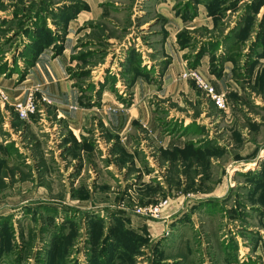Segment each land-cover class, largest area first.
<instances>
[{"label":"rangeland","instance_id":"374dc122","mask_svg":"<svg viewBox=\"0 0 264 264\" xmlns=\"http://www.w3.org/2000/svg\"><path fill=\"white\" fill-rule=\"evenodd\" d=\"M134 1L108 0L119 24L99 19L79 25L90 0H0V89L8 99H0V264H264V142L257 154L234 153L240 141L264 137V0H174L181 23L173 33L163 16L144 25L153 11L145 0ZM138 10L144 16L134 14ZM170 37L175 41L167 54ZM175 46L185 63L175 81L189 87L164 95L157 91ZM46 57L65 60L63 81L70 85L64 94L77 100L66 105L71 112H99L109 97L118 103L105 109L123 112L135 98L136 77L154 83L159 90L149 100L167 131L183 125L168 118L163 102L183 111L178 103L193 105L191 97L199 110L211 103L183 77L197 71L227 97L224 110L210 104L219 118L213 128L225 137L218 164L209 163L202 180L190 185L184 164L162 166L154 154L157 175L141 186L152 199L139 200L135 187L153 167L131 177L130 198L127 189L112 190L108 181L129 178L134 163L121 160L120 138L108 146L100 131L78 140L64 125L63 95L49 91L39 67ZM3 83L21 95L9 96ZM29 95L38 110L21 118L15 103ZM93 149L117 164L118 176L104 167L111 159L91 158ZM222 182L226 192L217 198ZM164 201L157 218L138 211Z\"/></svg>","mask_w":264,"mask_h":264},{"label":"crops","instance_id":"0c3cea01","mask_svg":"<svg viewBox=\"0 0 264 264\" xmlns=\"http://www.w3.org/2000/svg\"><path fill=\"white\" fill-rule=\"evenodd\" d=\"M104 1L105 6L102 7V3ZM145 1L147 2V4L149 3V6L151 7L150 10H152L153 13L151 15L148 14L145 16L146 18H148V20L144 22V25H148L149 20L153 23L155 19H160V17L163 16L167 18V23L165 25L167 30H169V32L172 31V33L177 31L176 26H180L178 24L181 23V21L173 10V5L175 3L174 0ZM107 3L108 0H90V11L79 16L78 24L84 25L86 21H96L99 19H108L119 24V17L112 16L113 10L111 8H113V6L108 5ZM136 13L138 14L137 16H144L139 12V10L135 11L134 14ZM133 16L131 17V15H128L127 18L129 19V22H132L134 25L135 23L137 24V22L133 21L135 19L133 18ZM174 38L175 37H170L165 42L164 46L167 54H172L169 51L167 44L172 43L173 45L175 41ZM110 40L114 42L121 41L120 39L118 40V38H111ZM119 46V44L115 43L116 53L119 52ZM172 50L174 52V60H172V62L169 64L166 74L163 77L162 89L159 90L154 83H149L144 78L136 77L132 86V90L135 93V98L132 99V103L125 110H123V112L118 113L108 112L105 109V105H116L118 103L113 97L104 99L102 109H100L99 112H71L70 109L66 107V105L69 103H74L77 100L76 96L69 97L68 94H64L68 92L70 85V83L67 84L63 81V67L65 65V60H51L46 57V60L44 59L39 65L43 77H45V75L47 76L46 80L49 83V91L56 92L57 94L61 93L63 95V103H61L62 105H60L59 108L65 113L61 114L64 117L63 123L73 131L78 140H81L82 138H84V136L89 138H96V135L100 134V131L102 132L105 140V136L108 137V146H112L116 142L118 143L117 140L118 138H120L118 146L123 151L121 160L129 159L130 161H132L134 163V171H137L132 173L126 180L118 181L119 183H116L115 180H113V182L108 181V183L112 190L114 188H117L115 190L118 191L120 190V188H122L123 190L127 189L126 192L128 198H130L129 194H133L132 192L135 186L134 185L131 187V185L133 184H130L128 182H130L131 177H134L136 174L138 175L139 171L144 170L145 167H153V172H150L152 173L150 176H146L147 174H144L141 182L136 184L135 188L139 195V200L145 201L153 198V196L151 195H148V197H146L143 193L144 191L142 187H144V185L148 183L147 180L149 178L153 179L155 177V174L158 172V163H155L151 158V156H153L154 154H158V156L160 157L159 165H171L175 167V169H180L181 164H184V168L187 170L189 184L193 185L194 181H198V179L202 180V178L204 177L203 172L209 168V163H211L212 167H214L218 164V155H222L224 153L223 144L225 137L222 136L219 130L215 131L214 129L216 122L219 121V118L216 117L215 114L210 113V104L215 107L211 100L210 104L207 102H203V107L202 109L200 107L199 110L194 108L193 106H199L200 102L196 97H191L190 99L193 105L189 103L185 105L182 102L178 103L179 106H185L184 111L179 110L176 106L169 105V101L163 102L162 106L166 110H169L170 113L168 115V118H176V120H178L183 126L179 129L176 128V130L170 129V131H167L168 127L164 128L160 126V122L158 121L159 113L156 111V107H154V105H151L149 97L154 94L157 89L159 90L157 92H161L163 94L164 92H166L167 94L170 93L177 95V93H179L180 91H184L183 87H189L188 84L184 81H175V77L185 67V63L183 62V60H181V58H179V55L176 53V46ZM63 56L65 58V56L69 55L68 53H66L61 57ZM41 66H43L44 70ZM3 85H5L9 96L21 95V93L12 91L9 88L10 84L3 83ZM216 86L217 88L220 87L218 85ZM217 91H219V89H217ZM166 93L164 95H167ZM176 100L177 98L175 97L173 101ZM0 105L2 107L4 104L0 102ZM196 112L197 114L195 115ZM144 122L148 123V125L151 127L150 130L144 129ZM204 124H206L209 128H200L201 130L197 128L198 126H202ZM170 125H172V127H177L175 124ZM217 128L219 129V127ZM185 131H187L188 133H183ZM146 132H148L149 134ZM263 142L264 137L263 140L260 141L253 136L252 141H249V139L245 140V142L240 141V144L238 147H236L234 153L236 151V154L238 155H243V153H246L244 156H246L247 154L249 156L257 154L258 149L262 146ZM102 143L103 144L101 147H103V149L105 150L104 144L106 142ZM48 148L53 147L51 145H48ZM89 155L91 156V158L97 161H99V159H111L109 158V156L100 154V152L96 149H93V152L89 151ZM115 155L118 156L120 155V153L115 152ZM201 160H204L205 164H201ZM99 164L104 165L101 162ZM129 166H131V164L130 162H127L124 165L123 169H127ZM104 167L115 172L116 175L119 174V167L114 163V161H112V163L108 166L104 165ZM192 172H194L195 174L191 175ZM156 185L158 184L156 183ZM225 192V184L224 182H222L216 189V192L213 193V195L217 198H220L225 194ZM118 194L119 193H117L116 196ZM159 194L160 193L158 192L157 195ZM157 195H154V197H156Z\"/></svg>","mask_w":264,"mask_h":264},{"label":"built area","instance_id":"2783aa9c","mask_svg":"<svg viewBox=\"0 0 264 264\" xmlns=\"http://www.w3.org/2000/svg\"><path fill=\"white\" fill-rule=\"evenodd\" d=\"M185 78H191L194 80L199 89H201L209 100H211L214 106L220 110H224L227 107V97L225 93L218 92L216 88L208 81H206L197 71H188L183 74ZM0 99L6 102L7 96L0 89ZM16 110L21 118H28L38 110V104L33 95H29L26 99L15 103ZM167 201L160 204H154L147 207H141L138 211L140 214L147 215L152 218H157L162 212V208Z\"/></svg>","mask_w":264,"mask_h":264}]
</instances>
